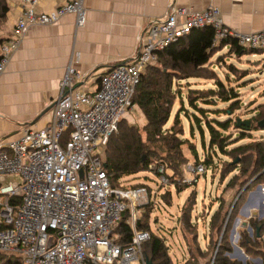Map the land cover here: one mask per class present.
I'll use <instances>...</instances> for the list:
<instances>
[{
    "label": "built area",
    "instance_id": "built-area-1",
    "mask_svg": "<svg viewBox=\"0 0 264 264\" xmlns=\"http://www.w3.org/2000/svg\"><path fill=\"white\" fill-rule=\"evenodd\" d=\"M38 1H27L14 36L1 44L0 76L32 27L54 25L68 14L77 16V28L87 22L83 0L50 12H38ZM208 27L216 32L214 46L234 40L241 48L264 51V31L231 29L216 7L188 12L171 4L165 17L141 36L136 60L104 74L96 92L75 90L73 77L80 75L72 64L68 67L49 123L42 129L25 128L19 138L0 145V200L6 199L0 253L24 264H148L143 246L151 233L138 230L137 224L141 208L151 203L150 190L145 185L114 188L105 169V150L124 114L133 110L136 88L158 54L193 30ZM63 137L68 139L65 148ZM205 169L203 164L186 167L195 175ZM157 172L162 187L169 185L164 167ZM14 175L21 182L7 184L6 178ZM13 198L21 204L12 205ZM126 213L133 238L121 245L116 230ZM234 253L227 255L242 262Z\"/></svg>",
    "mask_w": 264,
    "mask_h": 264
},
{
    "label": "trees",
    "instance_id": "trees-1",
    "mask_svg": "<svg viewBox=\"0 0 264 264\" xmlns=\"http://www.w3.org/2000/svg\"><path fill=\"white\" fill-rule=\"evenodd\" d=\"M9 11L8 0H0V27L7 22ZM215 37L216 32L212 27L193 30L177 43L160 52L157 63L147 68L133 98V105L142 112L145 125L138 128L123 119L119 125L118 133L110 138L105 150V169L114 188L123 187V185L121 186V181L126 176L150 171L152 166H154L153 171L156 174H158L157 171L160 167H164L169 183L181 185L184 177L183 171L189 161L183 152V146L189 143L188 140L184 139L185 127L181 118L183 110L175 116L172 126L168 127V124L180 98L179 91L182 82L200 80L215 83L217 89L213 87L208 90L189 91L188 101L190 106L198 110L202 115L207 110L199 107V100L210 103L209 101L218 99L225 104H229V108L223 111L227 115H232L234 111L241 108L239 92L232 87L226 88L214 70L212 61L227 47L230 49V54H236L239 57L244 55H264V51L241 48L234 40H225L220 45L214 46ZM0 44H3V42L0 41ZM230 69L233 72L239 71L233 65H230ZM256 112L258 113L257 116L250 119L251 128L246 126L239 127L238 121L236 120L235 122L229 117L225 122L214 120L217 124L216 126H213L210 122L207 123L210 135L209 147L211 150L217 148L229 159L224 162L220 173L222 180L230 177L228 188L240 185L239 190L241 191L254 178L255 180L248 185L230 212L223 214L224 206L219 208L212 222L206 250L201 249L197 226L192 223L191 212L197 204V194L196 192L191 194L187 207L182 212L184 232L192 236L191 242L193 245V249H190L191 259L186 264H197L195 262V254L206 260L204 264H212V261L213 264H243L230 259L226 256V253L232 252L229 236L231 225L239 212L240 206L244 204L251 190H254L259 185H264V137L249 143L237 144L240 141L251 138L253 132L264 131V128L259 127V123L264 119V105L260 106ZM218 113L220 112L218 111ZM204 116L207 117V115ZM193 117L199 127L202 128L200 118L196 115H193ZM232 126L239 130L240 137L236 138V140L238 139L237 142L235 140L231 144L233 135L227 136L226 133ZM229 145H233V147L229 149ZM194 155L198 159L196 151ZM211 162V159L207 157L201 164L209 166ZM168 172H170V175L167 174ZM182 189L184 188L182 187ZM149 190L151 194L152 191L150 188ZM163 200L168 205H171V191L167 190ZM10 203L18 206L21 201L13 198ZM151 205L152 202L141 208L143 215L137 224L138 230L151 233V239L143 246L144 256L152 264H174L164 238L151 231L150 220L153 212ZM128 215L129 213L124 215L116 230L119 236L118 244L121 245H129L133 238L132 229L127 223ZM228 216L229 222L225 224ZM249 222L255 230L254 241L241 232L243 239L239 242V246L247 255L253 258H261L264 264V253L259 247L261 245L264 246V241L262 240V237H264V221L251 219ZM225 225H227V229L221 238L222 228ZM258 230L259 236L257 235ZM215 231L218 235V238H215L216 240L213 238ZM218 241H220L219 247ZM215 254L216 256L213 260ZM0 264L24 263L15 256L0 253ZM247 264L253 263L247 262Z\"/></svg>",
    "mask_w": 264,
    "mask_h": 264
},
{
    "label": "crops",
    "instance_id": "crops-1",
    "mask_svg": "<svg viewBox=\"0 0 264 264\" xmlns=\"http://www.w3.org/2000/svg\"><path fill=\"white\" fill-rule=\"evenodd\" d=\"M27 1L8 0L7 22L0 27L3 44L14 36L19 17L29 7ZM69 1L39 0L36 10L50 12ZM171 4L188 12L216 7L227 27L246 34L264 31V0H83L85 26L77 28V16L68 14L54 25L32 27L11 52L10 62L0 76V145L19 138L25 128L42 129L49 123L60 84L71 64L80 75L73 77L75 90L91 94L100 87L104 74L132 64L139 52L141 36L165 17ZM5 200H0V224ZM251 204L256 206L257 201ZM241 213L237 224L234 223V234L229 236L231 247L241 250L246 261L263 264L261 258L247 255L239 246L243 239L241 232L254 241L255 230L249 221L257 219V212L252 216L242 209ZM260 249L264 253V248ZM235 252L242 258L240 252Z\"/></svg>",
    "mask_w": 264,
    "mask_h": 264
},
{
    "label": "rangeland",
    "instance_id": "rangeland-1",
    "mask_svg": "<svg viewBox=\"0 0 264 264\" xmlns=\"http://www.w3.org/2000/svg\"><path fill=\"white\" fill-rule=\"evenodd\" d=\"M229 51L230 49H225L220 53V55L213 59V64H215L214 70L217 72L220 80L225 84L227 89L232 87L239 92V102L241 104V108L239 110L234 111L232 115L223 113L224 110L229 108V104H225L218 99L209 101L210 103L199 100V107L207 110L203 115L198 110L190 106L188 101L189 91L201 89L208 90L213 87L214 89H217L214 82L189 80L182 82V85L180 86L181 89L179 88L180 98L176 103L174 113L168 127L172 126L173 120L178 112L183 110L181 118L185 127L184 139L189 141L187 145L183 146V152L189 161L183 171L184 177L181 181V185L169 183L166 187H162L159 175L151 170L132 176H126L121 181V186L123 185V187H133L134 185L143 184L151 189L152 193L150 194V199L153 211L150 220L151 231L164 238L174 264H186L191 259L190 249H193L191 242L192 236L189 233L185 234L183 227L184 223L182 220V212L186 209L191 194L193 192H196L197 194V204L193 207L191 212L192 223L197 226L199 245L201 249L206 250L212 222L219 208L224 206L223 214L228 211L230 212L248 185L255 180L254 178L241 191L239 190L240 185L228 188L230 177L222 180L220 173L224 162L229 159L217 148H215V150H211L209 147L210 135L207 127L208 122H210L213 126H216L217 124L214 120L225 122L228 120V117L235 122L236 120L238 121V119L241 121H250V119L257 116L258 113L256 111L258 108L264 105V56L244 55L240 58L236 54L233 56L230 55ZM230 65L235 66L239 71H231ZM218 111L220 113H218ZM193 115L200 118L202 128L199 127ZM204 115H207V117ZM142 116L143 115L140 109L134 107L133 110H129L126 114H124L123 118L127 119L131 125L141 128L145 125V119ZM226 135H233V139H231L232 141L230 142L231 144L234 143L237 137H240L239 130L234 128V126L230 128ZM263 137L264 131L253 132L251 137L252 139L249 138L240 141L237 144L249 143L251 141L260 140ZM67 140L68 139H65L64 137L62 138L61 144L63 148L66 147ZM237 140L235 142H237ZM229 146V149L233 147V145ZM195 151L198 155V159L194 155ZM207 157H209L212 162L209 166L204 165L206 168L204 174L195 175L187 173V166L193 165L194 167H197L199 164L204 162ZM167 174L170 175V172ZM8 182L20 183L21 178L15 175L9 176L6 178V183L8 184ZM182 187L184 189H182ZM167 190L171 191V205H168L163 200V196L166 194ZM252 201H257V205L253 206L251 204ZM242 209L250 212V215L257 212L255 217L258 220H256L263 221L264 185H259L257 188L248 193L247 199L239 208L240 213L238 212L233 224L231 225L230 236L232 235V232L234 234V223L236 224V222H238L237 217L242 215ZM140 213L142 218L143 211L141 210ZM228 222L229 216L226 218L225 224ZM226 226L227 225L222 228V233L224 232V234L227 229ZM239 228L243 227L241 226ZM213 238H218L216 231L214 232ZM220 241H218V247ZM259 247L264 248L262 245ZM235 251L240 252L239 250H234V248H232V252L228 253L233 254ZM240 254L242 255V262L244 264H247L246 262H254L253 260L246 261L243 254L241 252ZM226 256L229 257L227 253ZM230 259L236 260L233 258ZM195 260L197 264L206 263V260L199 257L198 254H195ZM236 261L241 262L239 260Z\"/></svg>",
    "mask_w": 264,
    "mask_h": 264
},
{
    "label": "water",
    "instance_id": "water-1",
    "mask_svg": "<svg viewBox=\"0 0 264 264\" xmlns=\"http://www.w3.org/2000/svg\"><path fill=\"white\" fill-rule=\"evenodd\" d=\"M238 126L239 127H241V126H246V127H248V128H251V121H241L240 119L238 120ZM259 127L260 128H264V119L259 123ZM105 167H106V165H105ZM261 189V188H260ZM236 224H237V222H236ZM235 224V225H236ZM224 235V232L222 233V236ZM257 235L259 236V230H258V232H257ZM222 236H221V238H222ZM241 251V250H240ZM243 254V253H242ZM215 256H216V254L214 255V258H213V260L215 259ZM148 264H152V262L151 261H149L148 262Z\"/></svg>",
    "mask_w": 264,
    "mask_h": 264
},
{
    "label": "bare ground",
    "instance_id": "bare-ground-1",
    "mask_svg": "<svg viewBox=\"0 0 264 264\" xmlns=\"http://www.w3.org/2000/svg\"><path fill=\"white\" fill-rule=\"evenodd\" d=\"M237 236V235H236Z\"/></svg>",
    "mask_w": 264,
    "mask_h": 264
}]
</instances>
